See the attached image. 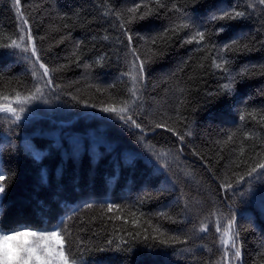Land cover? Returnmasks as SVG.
Segmentation results:
<instances>
[{
  "label": "trees",
  "instance_id": "trees-1",
  "mask_svg": "<svg viewBox=\"0 0 264 264\" xmlns=\"http://www.w3.org/2000/svg\"><path fill=\"white\" fill-rule=\"evenodd\" d=\"M134 2L139 0H21L20 10L29 21L25 27L31 29L42 62L50 68L64 67L52 77L59 87L45 89L47 103L28 105L18 124H12L10 116H0V167L14 174L0 194V226L26 223L41 229L71 215L68 227L86 245L106 244L109 239L119 243L123 237L128 241L124 247L131 248L84 251L86 261L95 257L104 264H226L220 237L234 217L242 258L233 264H264V180L245 177V182L235 184L245 170L244 164L237 167L235 162L264 158V121L259 120L264 115V11L259 5L249 8L252 0H175L197 24L208 28L209 45L238 40L220 55L229 59L228 68L246 66L249 74L236 85V93L221 94L227 80L212 66L216 49L197 51L200 45L185 43L189 30L160 37L179 13L161 8L158 15L129 24L134 43L128 45L115 13ZM162 2L170 6L173 0ZM109 5L112 14L104 15ZM218 6H232L247 15L235 21H209ZM221 24L227 31L216 35ZM19 27L13 0H0V41L16 39ZM130 47L151 57L145 65L142 100L134 112L146 129L143 144L138 129L99 110L129 98L131 82L125 73ZM149 48L158 54L152 56ZM25 56L30 51L0 49V92L26 94L34 86ZM153 100L161 105L158 110ZM253 110L257 119L248 115ZM165 120L192 135L181 144L171 132L153 127ZM233 132V141L225 143ZM245 133L252 138L245 140ZM241 142L244 156H239ZM32 150L42 158L36 160ZM161 150L170 153L167 166L165 158L153 155ZM226 180L234 183L233 190L220 187ZM201 187L205 191L198 193ZM108 204L121 209L108 212ZM202 221L207 232L197 230ZM217 222L221 232L216 231ZM149 225L186 236L188 243L171 248L144 240L153 233ZM227 250L232 251L230 245Z\"/></svg>",
  "mask_w": 264,
  "mask_h": 264
},
{
  "label": "snow or ice",
  "instance_id": "snow-or-ice-1",
  "mask_svg": "<svg viewBox=\"0 0 264 264\" xmlns=\"http://www.w3.org/2000/svg\"><path fill=\"white\" fill-rule=\"evenodd\" d=\"M260 6V10L264 11V0H252V3L248 4L249 8L255 9L256 6ZM13 6L16 9V16L19 19V35L16 39L9 38L8 42L0 41V49H18L23 53H29L30 56H25V59L31 63V74L33 79L36 81L31 89H26V94H22L19 91H15V94H5L0 92V113L8 114L12 119V124H18L23 114L27 110V106L36 101L47 103L45 89L55 91L59 85H54L53 74L63 69V65L50 68L46 63L42 62L39 50L36 45V40L32 35L28 19L25 18L24 13L20 10L21 0H13ZM165 8L169 12L179 13L178 19L169 27L164 28L159 34L161 38L167 36L169 32H176L179 29L189 30L190 35L185 38V43H196L201 47L197 51H201L204 48L211 46L216 49V56L212 58V66L225 74L227 82L221 86V94L224 93H236V85L243 83L244 78L249 74V68L241 66L239 69H230L227 67L230 61L225 56L220 55L221 53H227L232 49L234 45L238 43L236 38H230L220 44L209 45L206 43L208 28L203 24H197L182 8L178 7L175 0L169 6L163 3L162 0H139L134 2L131 7H128L124 12L115 13L119 20V28L123 31L128 45H133V34L131 29L128 27L137 21H144L149 19L153 15H158V9ZM219 11L212 12L209 14L207 19L211 22L217 21H235L244 18L247 13L245 11L238 10L235 7L229 6L221 8L218 6ZM199 13V10H196ZM112 14L111 6L109 5L108 10L104 12V15ZM63 18V17H61ZM199 19V14L197 15ZM215 34L219 35L227 31V26L221 24L215 28ZM63 39V38H62ZM107 39V37H105ZM152 44H156V38H152ZM247 47V45H242ZM131 54V61L129 63L128 72L125 73L130 79L131 87L128 89L129 98L119 100L118 102L108 103L100 106V111L103 113L110 114L115 117L116 120L122 122L125 126L130 128L138 129L141 133L140 142L143 144V136L146 135V129L143 124L138 122L134 118L135 107L138 102L142 100V89L144 87L143 81L146 79L147 69L145 65L150 63L151 57H142L135 47L129 48ZM148 52L152 56L157 55V50L149 48ZM76 53L74 52L73 55ZM34 58V59H33ZM38 65V67H37ZM84 67L87 69L90 65L85 64ZM252 67H256L253 65ZM42 70V71H41ZM85 107H97L95 104H85ZM252 119H257L256 110L248 113ZM179 119V116H177ZM239 119L243 121L245 115L241 114ZM172 120V117H169ZM260 121H264V115L259 116ZM154 128L163 129L166 132H171L181 144L184 143L185 137L191 136L190 130H185L183 133L178 131L175 127L170 126L167 120L161 122H154ZM236 133L233 132L227 137V141H233ZM251 133H245L244 139H251ZM31 147V146H29ZM152 146H149L151 149ZM183 149L181 148L180 151ZM33 151V155L36 160L42 158L40 152ZM157 156V159L165 158V166H167V157L170 155L169 152L161 150L159 153H153ZM245 155V148L243 142L239 147V156ZM256 153V156H259ZM251 159V157H249ZM237 167L240 164L245 165V170L242 174L237 175L235 184L245 182V177L258 178L264 180V158L256 159L254 162L249 163V160L235 162ZM14 179V174L10 171L4 170L0 167V194L5 193L6 189L10 186ZM220 187L225 191L233 190L234 183L231 180L222 182ZM87 208H92V204H87ZM108 212L120 211L121 206L116 204H108ZM158 215L167 217V213L160 212ZM117 218H120L119 216ZM73 220V216L68 215L66 218L61 219L59 225H52L51 228L41 230L34 228L26 223H19L11 227L0 226V264H104V261L99 258H91L86 261L83 258L84 251H119L128 252L131 250L130 247H124L128 245V241L123 237L118 238L119 243H114V240H107L106 244L93 245L85 244L84 241L78 236H74L73 232L68 227V221ZM176 221L173 220V223ZM235 218L231 217L228 219L227 227L223 228L220 243L224 246L225 252L222 260L226 264H233L234 261H241L242 252L240 247H237L235 237L239 235V232L235 231ZM153 228L151 237L145 235L144 240L151 238L153 241L158 242L160 245L165 247L175 248V244H187L188 238L181 237L179 235L171 234L162 229L159 225H149ZM199 232H207L208 226L206 222H201L198 229ZM216 231L221 232V226L217 222ZM133 239H136L134 236ZM231 246L232 251L229 252L228 246ZM188 251V249H184ZM264 255V253H262Z\"/></svg>",
  "mask_w": 264,
  "mask_h": 264
},
{
  "label": "rangeland",
  "instance_id": "rangeland-1",
  "mask_svg": "<svg viewBox=\"0 0 264 264\" xmlns=\"http://www.w3.org/2000/svg\"><path fill=\"white\" fill-rule=\"evenodd\" d=\"M160 74V73H159ZM152 106L154 107V110L156 109V110H158L160 107H161V105L160 104H157L156 102H154V100H153V102H152ZM9 116L8 114H6V113H0V116ZM201 184V183H200ZM197 186V185H196ZM201 191H205V190H203V187H201V189H198V193H201ZM193 203H195L194 201H192ZM198 207H200L199 206V204H198ZM52 227V225H50V224H45L42 228H41V230H45V229H49V228H51ZM236 264H238V263H236Z\"/></svg>",
  "mask_w": 264,
  "mask_h": 264
}]
</instances>
